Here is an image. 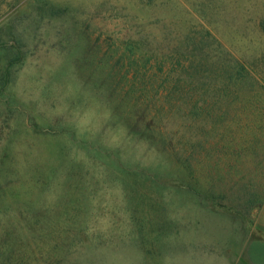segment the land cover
Segmentation results:
<instances>
[{"label": "rangeland", "instance_id": "374dc122", "mask_svg": "<svg viewBox=\"0 0 264 264\" xmlns=\"http://www.w3.org/2000/svg\"><path fill=\"white\" fill-rule=\"evenodd\" d=\"M248 257L264 0H0V264Z\"/></svg>", "mask_w": 264, "mask_h": 264}, {"label": "crops", "instance_id": "0c3cea01", "mask_svg": "<svg viewBox=\"0 0 264 264\" xmlns=\"http://www.w3.org/2000/svg\"><path fill=\"white\" fill-rule=\"evenodd\" d=\"M259 260H260L259 263L264 264V257H260ZM256 262H257V258L248 257L246 260V264H259Z\"/></svg>", "mask_w": 264, "mask_h": 264}]
</instances>
